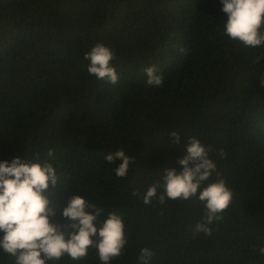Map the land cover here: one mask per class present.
Masks as SVG:
<instances>
[{
  "label": "trees",
  "instance_id": "trees-1",
  "mask_svg": "<svg viewBox=\"0 0 264 264\" xmlns=\"http://www.w3.org/2000/svg\"><path fill=\"white\" fill-rule=\"evenodd\" d=\"M221 7V0H0V160L39 152L53 163L56 222L73 193L104 216L118 213L127 244L111 264H141L143 247L154 253L150 264H264V46L230 39ZM98 42L116 54L115 85L87 71L84 53ZM152 65L164 77L160 87L146 84ZM188 137L210 146L219 173L210 182L223 179L233 193L210 236L194 232L204 214L197 197L143 202L149 186L163 192V168L181 169ZM119 149L134 158L123 178L115 174L121 161L105 160ZM58 264L101 262L89 249Z\"/></svg>",
  "mask_w": 264,
  "mask_h": 264
},
{
  "label": "clouds",
  "instance_id": "clouds-1",
  "mask_svg": "<svg viewBox=\"0 0 264 264\" xmlns=\"http://www.w3.org/2000/svg\"><path fill=\"white\" fill-rule=\"evenodd\" d=\"M221 11L226 14L224 33L244 47L264 46V0H221ZM115 52L102 42L96 43L84 53L89 61L87 71L97 80L115 85L118 73L111 61ZM258 56L254 62H259ZM149 86L160 87L164 77L155 65L144 69ZM264 86V75L260 77ZM173 143L180 144V133L171 132ZM210 146L196 137L184 142L183 155L178 158L181 169L163 168V192L158 195L159 183L149 186L143 194V202L149 204L154 198L163 204L166 199L188 200L197 197L204 207L201 222L194 232L211 235L210 225L222 219L233 198V193L223 179L211 181L217 172L216 163L210 158ZM48 157H54L52 149ZM219 155L226 157L224 149ZM115 174L126 177L134 160L119 149L105 156L108 163L115 164ZM59 185V177L53 163L42 159L39 152L31 157L14 155L10 160H0V257L6 264H58L65 256L80 261L95 249L101 264L124 254L127 238L122 217L115 211L104 216V209L73 193L66 199L61 220L56 222V210L50 193ZM137 193H134V195ZM87 209H92L88 211ZM264 256V246L258 248ZM154 253L149 247L140 249L137 259L150 264Z\"/></svg>",
  "mask_w": 264,
  "mask_h": 264
}]
</instances>
